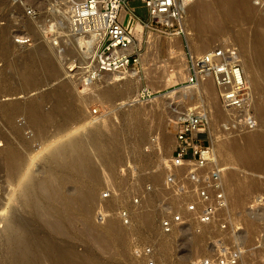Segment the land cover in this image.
Here are the masks:
<instances>
[{"label":"rangeland","instance_id":"374dc122","mask_svg":"<svg viewBox=\"0 0 264 264\" xmlns=\"http://www.w3.org/2000/svg\"><path fill=\"white\" fill-rule=\"evenodd\" d=\"M243 1L264 10V0ZM62 7L69 10L61 0H0V150L8 139L12 143L10 147L22 151L25 159L17 183L7 181V171L0 167V264H6L9 253L8 234L3 230L6 222L20 231L28 227L43 239L55 240L62 251L71 254L72 264H146L142 255L144 248L151 249L154 264H188L202 258L214 260L217 240L229 248H243L244 264H264V143L254 147L252 141L241 139L242 135L258 129L264 134V118L252 107L258 124L254 129L234 124L233 117L218 103L216 89L212 92L210 79L195 87L187 85L188 72L181 56L188 66L190 55L184 36H180V46L176 38L179 36L147 30L141 24L135 35V47L141 49L138 76L126 80L127 83L124 80L123 87L108 85L113 77L110 74L91 83L85 81L82 68L87 58L84 59L79 45L70 36L65 22L68 14ZM27 9L34 11L32 16L26 15ZM131 10L139 19L148 20L147 11L139 0H128L125 11ZM189 13L184 16L186 20ZM248 23L242 20L238 24L225 22L217 26L208 13L202 29L189 33L195 42L198 37L211 36L203 50L225 44H233L240 50L238 37L249 31L252 25ZM20 38L31 41L25 45L16 43ZM151 39L155 40L154 44ZM39 48H44L42 56L49 58L55 74L38 67L33 55ZM193 48V55L205 52L202 47ZM240 54L243 61V53ZM23 56L26 60L21 58ZM254 66L263 89L256 91L251 82L247 86L251 84L248 88L253 101L264 103V61L255 59ZM27 69L30 77L25 79ZM246 76L249 78V74ZM106 86L116 95L124 88V94L112 99L101 96ZM46 92H56L61 105L50 116L53 98L46 102L43 105L45 117L36 125L25 113L33 100ZM80 106L83 118L68 122L67 111ZM186 110L207 116V142L212 146L214 163L225 170L227 177L236 173L233 176L238 181L234 187L225 181L228 207L217 211L213 221L205 226L185 213V206L197 201V186L188 181L189 166H172L173 122ZM125 120L134 123L128 124ZM109 121L106 132L104 124ZM92 126L101 127L102 131L95 140L87 136ZM117 128L119 135L116 136ZM210 130L214 134L213 144ZM77 135L83 137L82 144L74 143L59 158L49 154L52 147ZM98 141L104 143L103 152L94 149ZM223 141L231 149L229 161L219 153ZM230 143L238 145L233 149ZM74 151L81 154L87 165L85 170L70 163ZM27 175L39 183L49 178L56 185L52 192L51 182H46L49 196L42 201L46 214L40 217L34 215L35 210L27 206L20 193V184ZM171 175L176 177L174 183L169 184L167 178ZM177 184L186 187L184 194L176 193ZM135 198L139 203H133ZM122 210L129 213V225L120 221ZM172 213L183 214L186 224L164 235L159 221ZM53 222L58 223L57 230L52 229Z\"/></svg>","mask_w":264,"mask_h":264},{"label":"built area","instance_id":"2783aa9c","mask_svg":"<svg viewBox=\"0 0 264 264\" xmlns=\"http://www.w3.org/2000/svg\"><path fill=\"white\" fill-rule=\"evenodd\" d=\"M63 1L69 6L70 33L93 39V50L82 68L85 81L91 83L104 74L116 73L120 78H125L137 72L141 62V49L135 47L134 29L137 22L143 28L160 34L184 36L182 23L185 11L187 5L194 0H139L147 11L146 21L136 17L133 10L125 11L121 19V10L126 9L128 0ZM33 13L31 9L26 10L29 17ZM30 41V38H20L16 43L25 45ZM188 72V86L196 85L202 78L211 79L221 108L233 117L234 124L248 129L257 126L251 94L235 46L225 44L213 47L199 57L190 56ZM174 127L172 166H189L188 181L197 186V201L188 203L185 213L193 215L200 226H205L213 221L217 211L228 207L225 170L214 163L211 147L207 142L209 123L205 114L186 110L174 122ZM175 177L169 176L167 183H174ZM146 187L150 190L149 186ZM175 189L179 195L186 191V187L181 184H177ZM106 196L105 194L104 197ZM133 203H139V199L135 198ZM119 215L123 225L130 224V216L126 210L120 211ZM185 224L183 214L172 213L160 219L159 228L167 235ZM215 247L217 255L214 260L202 258L188 264H244L243 248H229L221 240L216 241ZM151 254L150 248L142 250L146 264H154Z\"/></svg>","mask_w":264,"mask_h":264},{"label":"bare ground","instance_id":"6f19581e","mask_svg":"<svg viewBox=\"0 0 264 264\" xmlns=\"http://www.w3.org/2000/svg\"><path fill=\"white\" fill-rule=\"evenodd\" d=\"M61 1L64 4H67L63 0H61ZM67 6H68V4H67ZM62 8H63L62 11H64L65 13L68 14L67 15L68 17H67L65 13L61 12L62 15L65 14V16L67 18V19L65 18L66 19L65 22H66V25L69 28L70 11L65 9L64 7H62ZM217 10H218V12H216ZM188 12H190L189 13L190 16L187 18V20H186V18L183 19L182 28H183V32H184V39H185L184 41L186 43V47L188 48L189 55L192 58L199 57V56H201L202 54H204L205 52L208 51V50L204 49L205 52H203L202 54H199V55L198 54L197 55L191 54V51L194 49L193 47H195V45L199 46L200 48L202 47V51H204L203 48L209 43V41L211 39L210 38L211 36L207 37L205 35L206 37L205 36H203L201 38L198 37L199 39L197 38V40L195 42V38H193L190 35V33H189L191 31H193L194 29H196L198 31H200L202 29L201 25L205 23L206 15L208 13L211 14V18H212V20L214 21V23L217 26H223L225 24V22L234 23V24L237 23L238 24L242 20H246V21L249 22L248 24L252 25L249 28V31L245 32L246 33L245 36H244V34H242L244 37L243 36L242 37L241 36L238 37V41H239L240 46H241L240 50H238V48L235 45H233V44H231V45H233V46H235L237 48L240 58H241V54L240 53H243V57H242L243 61L241 60V64L243 65V71H244L245 76H246V74L247 75L249 74V78H247V76H246L247 83H250V82L253 83L254 84V86H253L254 88L253 89H255L256 91L260 90V88L263 89V84H259L258 83V75H257V73L255 71L254 60L255 59H261L262 61H264V10L252 7L250 5H247L243 0H207V1H205V0H194V1L190 2L187 5L186 11H185V15H187ZM124 15H125V9H122L121 19L124 17ZM67 26H65V27L67 28ZM139 26H140V23L137 22L136 25H135V29H134V33L136 35H137L136 30H137V27H139ZM31 28H33V27H31ZM68 31L70 32V30H68ZM70 36L73 38L74 42H76V44L79 45V47L81 49L80 51L83 53L82 55H84V59H86V58L88 59L90 53L93 50V48H92L93 39L92 38L83 37V36H73L72 34H70ZM176 38H177V41L179 42V44L181 46L180 37H176ZM151 41H152V39H151ZM151 41L149 42V46L151 44ZM153 41H155V40H153ZM153 41H152V43H153ZM170 41L173 42V40H171V39H170ZM175 41H176V39H175ZM218 46H221V45H218ZM151 47H152V45H151ZM200 48H199V51L201 50ZM44 53H45L44 48H39V50L33 55L34 57L33 56L32 57L35 59V62L38 63L37 64V65H39L38 67L41 66V69L43 68L44 70H47V71L50 70L51 73H54L53 70L51 69V62H50V60H48L49 58L47 59V58L42 56ZM21 58L26 60V58L24 56L21 57ZM37 58H38V60H37ZM181 59H182V63L184 64L183 65L184 68L187 69V72H188V66L186 65L187 63L184 60V56L183 55L181 56ZM24 68H26V67H24ZM21 73H19V74H21ZM188 75H189V72H188ZM188 75H187L186 80L188 79ZM110 76H113V77H112V81L109 82L108 85H111L112 87H118L120 85L122 86L125 83L126 80L130 81L131 78L137 77L138 76V72H133L129 76L125 77V78H120V76L118 74H116V73L110 74ZM29 77H30V70L27 69V72L25 73V79H28ZM205 79H207V78H205ZM205 79H203V78L199 79V81L196 84V86L200 82L204 81ZM208 79H210V78H208ZM127 82L128 81H126V83ZM210 86H211V89H212V92H213V90H214L213 88H215V87H213L214 86L213 83ZM250 86H251V84H250ZM250 86H248V87H250ZM249 90H250V88H249ZM124 91H125L124 88H121L118 91L117 95L124 94ZM117 95H116V93L114 94L113 92H111V90H109V86L108 87L106 86L104 88V90L102 91V93H101V96L107 97L109 99H112L115 96L117 97ZM52 98H53L54 103L52 102L53 105H51L52 107H51V110H49V112H50L49 115L52 116L53 112L59 110V106L61 105V102L58 100L57 93L56 92H51V93H49V92L47 93L46 92V94H41L39 98L33 100L32 106L29 108L28 112L25 113L26 116L28 117L29 121L35 123L36 125H39L40 121L42 119H44V117H45L44 111H43V105L46 102L48 103L50 101V99H52ZM216 98H217V96H216ZM262 100L264 101V99H262ZM217 101H218V99H217ZM254 101H253V98H252V107H254V109L257 110V112L264 118V103H259L260 101L256 103V101L255 102ZM0 110H1V108H0ZM83 116H84L83 107L80 106L76 110L67 111L66 120L68 122L69 121H79V120H81L83 118ZM132 119H133V117H132ZM116 120H118V119H116ZM127 120L130 121L131 119L128 117ZM127 120H125V121H127ZM110 121H111V119H110ZM110 121L106 122V123L104 122L105 123L104 124L105 125L104 126L105 129L110 127L109 126L110 125ZM135 121L137 122V120H135ZM113 122H114V119H113ZM122 122H123V120H122ZM129 123L130 122H128V124ZM131 123L133 124L134 122L131 121ZM135 126L136 125H133L131 127H133V129H135L134 128ZM19 127H21V126H19ZM117 127H118V125H117ZM39 129H41V127ZM104 131L107 132L108 130L106 129ZM121 131L122 130H120V132ZM262 131H263L262 129H258L257 131H255L252 134H248L247 133L245 135H242L241 139L242 140H248V141L250 140V141H252L253 143L251 142L252 143L251 145L254 144L253 145L254 147L259 146L258 144H260V143L263 146L264 134H263ZM116 132L117 133L115 135L117 136V134L119 133V129L116 130ZM101 133H102L101 127H97V126H94V127L92 126V128L87 130V136H88L89 139H94L95 140V137L100 135ZM213 135H214L213 131L210 130V137H211V141L210 142L212 144H213V140L212 139L214 138ZM5 138H7V137H4V139ZM82 138L80 136H78V135L74 136V137L68 139L67 141H64V143H62L60 145L58 144L57 146L52 147L49 150V154L59 158L74 143L82 144L83 143ZM6 140H7V142L5 143L4 147L0 150V167H2L4 170L7 171V176L4 175V176L7 177V181L17 183L18 180L21 177V174H22V168H23V165H24V162H25L24 155L21 153L22 151L21 152L20 151H14L13 147H10V145H12L11 141H9L8 139H5V141ZM102 143L103 142L98 141L95 144V148L94 149L96 150V152H103L104 151L103 148H105V146H104V143L103 144ZM231 145H232V147L234 149L238 144L237 145L236 144H231ZM218 147H219V145H218ZM219 148H220L219 149L220 151L219 150L218 151L221 154V156H223V158L224 157L227 158L229 156V154H230V151H231V149L228 147V145L224 144V141H223L221 147H219ZM238 148L240 149V147H238ZM250 148H252V147L250 146ZM252 149H254V148H252ZM260 151H261V149H260ZM263 151H264V149H263ZM233 153H234V151H233ZM232 155L234 156V154H232ZM71 157H72V159H71L70 163L72 164V166L78 168L81 171L85 170L87 165L85 164V161L83 160V158H82L81 154L79 153V151L72 152L71 153ZM228 158L226 160H228ZM262 159H264V158H262ZM257 161H259V160L256 159V162ZM252 163H254V161ZM256 164H258V163H256ZM252 167H254V166H252ZM263 167H264V164H263ZM235 174L233 173V175H235ZM233 175L230 176V177H227L226 174H225L226 183H228L229 186H232V187H234V186H236L238 184L237 179ZM49 181L51 182V180L48 178L45 181L39 183L31 175H27L25 177L24 181L20 184V187H19L20 188V193L23 195L25 203L27 204L28 207H30V208L35 210L34 215L37 216V217H40V216L46 214V207L44 206L42 201H45V198H47L49 196L48 195V190L49 189H51V191L53 192L55 190V188H56L55 187L56 186L55 183L51 182V188L46 189V182H48V184H49ZM239 182H240V180H239ZM259 184H260V181H259ZM1 188H3V187H1ZM52 196H53V194H52ZM54 200H56V197H54ZM147 218L150 219L149 217H147ZM57 226H59V225H58V223L56 225V222H53L51 224V227L54 230H57L56 229ZM3 230L8 234V239H6V244H7L8 248H9V253L7 255L6 264H72V262H73L72 259H71V257H72L71 254H69V253H67L65 251H62L58 247V245L55 242V240L48 239V238L43 239V237L40 236L39 233L36 232L35 230L28 229V227H27L23 231H20L18 227H15V226L11 225L8 222H6L4 224ZM45 240H48V242H46Z\"/></svg>","mask_w":264,"mask_h":264}]
</instances>
